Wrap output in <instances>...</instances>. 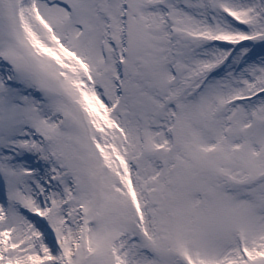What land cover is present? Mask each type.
<instances>
[{
	"label": "snow or ice",
	"instance_id": "1",
	"mask_svg": "<svg viewBox=\"0 0 264 264\" xmlns=\"http://www.w3.org/2000/svg\"><path fill=\"white\" fill-rule=\"evenodd\" d=\"M0 264H264V0H0Z\"/></svg>",
	"mask_w": 264,
	"mask_h": 264
}]
</instances>
